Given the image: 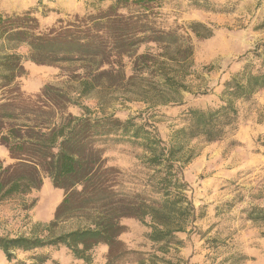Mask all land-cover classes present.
Here are the masks:
<instances>
[{
	"label": "rangeland",
	"instance_id": "374dc122",
	"mask_svg": "<svg viewBox=\"0 0 264 264\" xmlns=\"http://www.w3.org/2000/svg\"><path fill=\"white\" fill-rule=\"evenodd\" d=\"M111 2L0 0V14L30 11L40 28L46 29L59 26L58 19L68 21L76 14L104 9ZM149 5L156 25L179 28L185 40L177 45L182 49L187 43L191 45L190 56L177 52L176 45L144 41L104 60L100 73L95 72L94 89L86 93L81 92L86 64H38L28 58L26 43L0 41V45L24 56V73L18 83L25 95L34 96L43 86L51 85L65 91L74 102L65 108V113L80 115L82 107H87L95 115L103 111L120 119L140 114L143 118L139 123L147 118L160 136L168 139L174 129L187 123L188 110L219 105L223 83L248 60L253 69L262 67L252 50L258 45L257 53L264 56V0H152ZM193 23H200L195 29L206 36H196L191 30ZM141 54L148 60L137 59ZM160 67L182 85L179 92L161 84L160 75H156ZM92 68L95 70V65ZM234 105L237 116L221 139L206 142L199 138L185 143L186 161L181 163L179 181L186 185L180 194L203 216L193 221L189 217L185 230L175 234L166 252L156 250L157 245L152 246L146 239L149 216L144 220L122 217L125 230L119 238L140 254L120 264H138L136 259H148L151 254L164 258L159 264H264V217L249 218L251 208L264 207V88L249 99L235 100ZM133 141H108L104 156L108 164L125 172L130 190L144 189L154 197L152 187L146 186L148 182L153 185V179L150 181L151 171L143 166L145 152ZM0 159L4 165L13 163L1 144ZM61 197L62 192L44 176L41 186L29 194L1 199L0 235L44 236ZM32 199L34 205L26 209ZM84 221L83 215H76L60 223L55 231L69 230ZM106 252L105 244L96 245L90 264H103ZM36 253L49 256L43 264H87L74 258L64 246L15 251L18 259ZM0 264H8L1 250Z\"/></svg>",
	"mask_w": 264,
	"mask_h": 264
},
{
	"label": "trees",
	"instance_id": "16d2710c",
	"mask_svg": "<svg viewBox=\"0 0 264 264\" xmlns=\"http://www.w3.org/2000/svg\"><path fill=\"white\" fill-rule=\"evenodd\" d=\"M151 1L112 0L104 9L76 14L68 21L58 19L59 26L46 29L40 28L38 19L30 11L0 14V41L26 43L28 58L38 64H86L81 80V92L86 93L94 89L95 72L100 73L98 69L104 60L144 41L176 45L177 52L190 56L191 45L187 43L183 49L177 45L185 40L179 28L155 24ZM195 26L200 23L191 25L196 36H206ZM257 47L252 53L262 67L253 69L248 60L223 83L219 105L188 110L187 123L174 129L168 139H163L147 118L138 122L143 118L140 114L120 119L103 111L95 115L87 107H82L80 115L65 113V108L74 102L65 91L51 85L43 86L34 96L25 95L18 83L24 73V56L6 51L1 44L0 144L7 149L13 163L4 165L0 159V200L29 194L41 186L44 176L49 177L54 187L63 190L44 236L0 235V250L8 264H43L49 259L47 254L36 253L18 259L15 251L59 246L66 247L74 258L90 264L91 251L100 243L107 246L103 264L123 263L131 255L140 253L119 238L125 230L122 217L144 220L149 216L150 231L146 239L152 246L157 245L156 250L166 252V246L174 242L177 232L184 231L191 219L203 216V213H196L184 194H180L186 185L179 181L181 163L186 161L185 143L199 138L206 142L221 139L237 116L234 101L249 99L264 88V56L257 53ZM147 57L141 54L137 59L148 60ZM159 69L156 75H160L161 84L179 92L182 85L163 73L162 67ZM126 138L134 140L145 152L143 166L151 171L150 181L153 179V185L146 182V186L152 187L154 197L144 189L130 190L125 172L108 164L104 156V145L108 141L119 142ZM34 203L32 199L25 208H31ZM76 215H83L85 221L69 230L55 231L60 223ZM258 217H264V207L250 209L249 218ZM136 260L138 264H159L164 258L151 254L148 259Z\"/></svg>",
	"mask_w": 264,
	"mask_h": 264
},
{
	"label": "crops",
	"instance_id": "0c3cea01",
	"mask_svg": "<svg viewBox=\"0 0 264 264\" xmlns=\"http://www.w3.org/2000/svg\"><path fill=\"white\" fill-rule=\"evenodd\" d=\"M49 180H50V179H49ZM54 188H56V187H54ZM56 189H58V190H60V191L62 192V197H63V190L60 189V188H56ZM62 197H61V199H62Z\"/></svg>",
	"mask_w": 264,
	"mask_h": 264
}]
</instances>
